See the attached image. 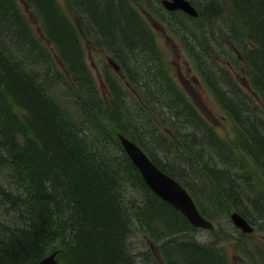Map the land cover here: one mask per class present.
<instances>
[{"label": "trees", "instance_id": "obj_1", "mask_svg": "<svg viewBox=\"0 0 264 264\" xmlns=\"http://www.w3.org/2000/svg\"><path fill=\"white\" fill-rule=\"evenodd\" d=\"M29 1L41 11L47 32L66 65L63 70L55 65L52 52L35 38L14 0H0V197L17 214L5 216L6 220L13 218L12 224L0 222V264H36L55 250L61 255V264H160L153 249L136 255L133 237L142 231L151 239H167L164 251L168 264H229L220 249L180 238L186 231L178 232L191 226L186 218L148 188L114 129L89 118L91 107L101 105L99 90L77 32L58 1ZM70 1L77 9H85L82 12L95 22L94 28L110 44L112 53L125 61L130 78L144 92L146 100L139 102L127 101L126 93L124 97L119 89L116 91L119 110L122 104L125 107V126H116L185 185L181 162L198 165L200 171L194 167V172L203 175L218 196H227V205L242 213L244 205L260 199L255 178H264V0H228L236 19L227 16L222 4L211 1L200 5V18L188 17L192 26L183 27L204 79L236 124L239 145L221 137L170 78L154 33L133 5L134 0ZM214 15L230 28L225 35H232L240 48L236 60L246 65L260 98L245 92L227 66L217 42ZM61 84L76 87L81 93L74 95L76 107L73 103L67 106L59 96ZM88 122L91 124L86 128L93 131L89 136L83 131ZM164 154H171L172 159L165 161ZM245 155L259 164L261 176L245 161ZM128 184L141 191L138 207L127 203L128 193L125 190L124 195L123 190ZM151 255L155 263L150 262Z\"/></svg>", "mask_w": 264, "mask_h": 264}, {"label": "rangeland", "instance_id": "obj_2", "mask_svg": "<svg viewBox=\"0 0 264 264\" xmlns=\"http://www.w3.org/2000/svg\"><path fill=\"white\" fill-rule=\"evenodd\" d=\"M194 1L199 3L202 0ZM210 1L211 0H204L203 4H207ZM216 1L224 6V8L227 10V16L229 18L236 19L234 18L235 15L228 11L226 0ZM59 2L62 4L65 12L68 14L71 20L74 19L76 22L74 17L75 14L68 6L67 0H59ZM16 3L29 21L31 29L34 31V33L40 37L46 43V45L51 47V45L45 39L44 31L40 28L41 23L38 14L32 7H27L23 0H16ZM152 4H154L152 6L155 8L157 0H153ZM140 9L143 12L144 17L148 20L149 24L153 28V32L155 33L156 41L160 50L159 57H161V60L163 61V64L165 65L169 74L181 87L183 92H185L187 97L194 103L201 114H203L204 118L212 124L215 130L225 140L233 145H236V126L234 122L224 110L222 105L218 103L207 84L201 78L182 41L170 27L164 16L170 18L173 21L177 20L178 23L184 22L186 18H184L180 12H176V14L174 13L173 16H170L169 13L163 11L159 16L154 11H152L153 14H150L151 9L149 7L148 10L143 8ZM158 10L161 11L160 9ZM213 17L214 18L212 21L215 22L216 30L219 31V39L217 42L220 43V51L224 53L227 59V64L230 66L231 62L235 61L238 53V50L233 48L235 40L233 39L232 35H225V31H230V28L226 25L225 20L219 19L216 15ZM220 21L222 22L220 23ZM235 26L239 27L236 24ZM239 29L243 31L241 27H239ZM82 34L83 35L81 39L85 59L87 60L94 80L99 87L100 99L102 101L100 106L101 109L99 108L98 114L96 108L92 107L89 113L98 117V120L100 119V121L103 124L105 123L106 126L113 128L117 134L120 127L114 124L113 118L116 117L119 120L117 122L118 125L125 126V107L120 106L119 113L112 114L111 112V110H113V106H111L113 91L110 90V87L105 81L108 71L104 70L105 65L108 63V59L110 58L109 52H107V50L99 44L97 37L93 36L92 34H87L88 38H86L84 33ZM239 64L240 67L238 69H245L243 62H240ZM109 71L112 76L116 78L118 84L122 86V88H119L121 91V96L125 97L126 88V91L130 90V98L132 100L141 102L140 98L136 96L135 92L128 88V85L123 82V80H125V76L123 75L122 71H117L114 66ZM237 78L243 89L253 97L257 98L249 79L245 75V72H239L237 74ZM58 88L60 89L58 92L59 96L66 100L65 104L71 107L70 104L73 103L74 107H76V100L72 97L75 95V93L81 95L77 88H71L66 86V84H61ZM64 88L66 89L64 90ZM124 97H122V102L124 101L125 103ZM126 120L128 121V119ZM90 124L91 123L88 122L86 125H83V131L85 134H88V136L89 134L93 135V131L89 130L90 128H86V126ZM108 136L110 137V135ZM150 147L153 149L151 145ZM114 148L116 149L117 153L120 152L116 144ZM164 157L166 159L165 161L172 159L171 154H164ZM243 158L247 163L254 166L255 172L258 175L260 169L259 166L256 165V162L247 155H245ZM181 166L183 167L181 168L183 178L188 181L189 186L193 189L194 195L198 198V200L202 202L203 205L208 209L211 214V220L216 225L214 230L200 229L193 231L192 234L194 237L197 239H202L204 242H206L205 244H212L213 242L224 246L228 253L231 264H238V260L239 264H242L240 257L244 258L245 264H260L262 261L260 254L264 252V210L260 208L261 204H264V178L263 180L255 178V181L257 182V193H259L260 199H254L253 204L248 203L249 208L244 210L248 213L246 217L251 220L256 227L253 233L245 235L242 234L241 231L236 228V226H234L230 219V215L234 210L232 209L233 207L227 205V196L220 197L212 190L210 182H208V180L203 175L197 172L200 171L198 168H196L198 165L193 164L191 166H187L185 163L181 162ZM194 167L197 169L196 173L194 172ZM125 186L126 187L123 190V193L125 195V190L128 193L129 201L127 203L129 204L131 202L138 207L141 191L129 184ZM252 210L254 211L253 213ZM10 211L11 207H0V218L2 219L4 216H7L8 212L10 213ZM6 223L12 224L14 223V220L12 221V219H9ZM178 233H180V231ZM181 237L192 239L188 234H182ZM147 238L148 237L145 236L143 231L142 234L140 232L137 237L134 236V249L140 251L145 249H148V251L149 249H153L154 251L158 250L154 247V240L151 244ZM211 239L212 241L208 242ZM157 245L160 246L161 244L157 243Z\"/></svg>", "mask_w": 264, "mask_h": 264}, {"label": "water", "instance_id": "obj_3", "mask_svg": "<svg viewBox=\"0 0 264 264\" xmlns=\"http://www.w3.org/2000/svg\"><path fill=\"white\" fill-rule=\"evenodd\" d=\"M164 4L170 9L181 8L187 13L197 15L196 9L187 0H165ZM120 137L126 150L145 177L146 182L157 194L169 201L177 209H180L193 224L197 226H210L198 212L192 198L177 181L155 166L143 150L134 142L123 136ZM234 219L245 230H250L247 222L239 215H234ZM53 262V258L49 257L44 259L41 264H53Z\"/></svg>", "mask_w": 264, "mask_h": 264}, {"label": "bare ground", "instance_id": "obj_4", "mask_svg": "<svg viewBox=\"0 0 264 264\" xmlns=\"http://www.w3.org/2000/svg\"><path fill=\"white\" fill-rule=\"evenodd\" d=\"M153 0H151V2H152ZM227 1V5L229 6L227 9H228V11H230L229 10V8L232 10V7H231V4H230V2L228 1V0H226ZM81 8L84 10H82L84 13L86 12L85 11V9L81 6ZM87 14V13H86ZM91 19V18H90ZM92 21V20H91ZM92 23H93V25L95 24V22H93L92 21ZM96 26V25H95ZM210 30V29H209ZM207 31V30H206ZM108 33V32H107ZM212 34V33H211ZM136 41V40H135ZM255 42V41H254ZM253 43V42H252ZM256 45V44H255ZM200 59V58H199ZM202 60V59H201ZM133 61V60H132ZM135 65V64H134ZM203 66V65H202ZM132 67V66H131ZM133 69V68H132ZM163 76V75H162ZM152 85V84H151ZM156 85V84H155ZM148 91V90H147ZM130 94V93H129ZM126 99V98H125ZM92 104V103H91ZM122 106H123V104H122ZM101 109V108H100ZM120 111V110H119ZM58 113V112H57ZM60 116V115H59ZM68 125V124H67ZM66 125V126H67ZM47 138V137H46ZM63 140V139H62ZM58 143V142H57ZM52 144V143H51ZM27 146V145H26ZM36 146V145H35ZM53 146V145H52ZM37 147H38V145H37ZM41 148V147H40ZM44 148H46V147H44ZM48 148H50V147H48ZM28 149V148H27ZM31 149H32V147H31ZM55 149V148H54ZM42 150V149H41ZM57 150V149H56ZM37 151V150H36ZM45 151V150H44ZM27 152H30V151H27ZM45 152H47V151H45ZM57 152V151H56ZM2 152H0V154H1ZM25 153H26V151H25ZM33 153V152H32ZM38 153V152H37ZM65 153V152H64ZM35 154V153H34ZM33 154V155H34ZM44 154V153H43ZM46 155H47V153H45ZM28 155V154H27ZM36 156V155H35ZM122 157V156H121ZM32 159V158H31ZM30 159V160H31ZM125 159V158H124ZM35 160V159H34ZM36 160H37V158H36ZM68 160V159H67ZM100 160V159H99ZM112 161V160H111ZM26 162V161H25ZM39 162V161H38ZM120 162H122V161H120ZM30 163V162H29ZM30 164H33V163H30ZM40 164H41V162H40ZM83 164V163H82ZM116 164V163H115ZM36 165H37V162H36ZM43 165V164H42ZM42 165L40 166V167H42ZM126 165H128V164H126ZM46 166V165H45ZM80 166V165H79ZM78 166V167H79ZM84 166V165H83ZM97 166H98V164H97ZM105 166H107V165H105ZM115 166V165H114ZM31 167V166H30ZM33 167H34V165H33ZM36 167V166H35ZM38 167V166H37ZM77 167V166H76ZM82 167V166H81ZM90 167V166H89ZM119 167V166H118ZM46 168V167H45ZM47 168H48V165H47ZM46 168V169H47ZM71 168V167H70ZM87 168H88V166H87ZM111 168H113V167H111ZM46 169H44V172H45V170ZM78 169V168H77ZM85 169V168H84ZM136 169V168H135ZM38 170V169H37ZM79 170V169H78ZM86 170V169H85ZM41 171H42V168H41ZM43 172V171H42ZM50 172V171H49ZM54 172V171H53ZM52 172V173H53ZM61 172V171H60ZM71 172V171H70ZM64 173H65V171H64ZM78 173H82V172H78ZM84 173H86V171L84 172ZM88 173V172H87ZM61 174H62V172H61ZM73 174H75L74 172H73ZM72 174V175H73ZM83 174V173H82ZM95 174V173H94ZM50 175V174H49ZM52 175H54V174H52ZM58 175V174H57ZM56 175V176H57ZM65 175V174H64ZM45 176V175H44ZM56 176H55V178H56ZM66 176V175H65ZM82 176V175H81ZM47 177H48V175H47ZM85 177H87V176H85ZM97 177V176H96ZM99 177V176H98ZM45 178V177H44ZM58 178H60V176L58 177ZM62 178H63V176H62ZM73 178V177H72ZM110 178V177H109ZM213 178V177H212ZM0 179H2V177H1V175H0ZM35 179V178H34ZM33 179V180H34ZM36 179H38V178H36ZM50 179H51V177H50ZM47 180V179H46ZM57 180V179H56ZM92 180V179H91ZM104 180V179H103ZM39 181V180H38ZM42 181V180H41ZM85 181H86V179H85ZM87 181H88V179H87ZM90 181V180H89ZM88 181V182H89ZM94 181H96V180H94ZM216 181V180H215ZM219 181V180H218ZM37 182V181H36ZM40 182V181H39ZM43 182V181H42ZM45 182V181H44ZM50 182V181H49ZM55 182V181H54ZM58 182H60V180H58ZM71 182V181H70ZM74 182V181H73ZM76 182V181H75ZM80 182V181H79ZM234 182V181H233ZM33 183H34V181H33ZM41 183V182H40ZM77 183V182H76ZM91 183V182H90ZM37 184V183H36ZM80 184V183H79ZM86 184H87V182H86ZM104 184V183H103ZM38 185V184H37ZM40 185H42V184H40ZM49 185H51V184H49ZM74 185V184H73ZM96 185V184H95ZM230 185V184H229ZM36 186V185H35ZM34 186V187H35ZM78 186V185H77ZM85 186V185H84ZM45 187V186H44ZM55 187V186H54ZM57 187V186H56ZM60 187H61V185H60ZM71 187V186H70ZM90 187V186H89ZM104 187V186H103ZM75 188V187H74ZM80 188V187H79ZM86 188H87V186H86ZM45 189V188H44ZM68 189V188H67ZM108 189V188H107ZM122 189V188H121ZM230 189V188H229ZM232 189V188H231ZM35 190H37L36 189V187H35ZM43 190V189H42ZM49 190V189H48ZM63 190V189H62ZM252 190V189H251ZM26 191V190H25ZM24 191V192H25ZM29 191H31V190H29ZM34 191V190H33ZM41 191V190H40ZM40 191H39V193H40ZM68 191V190H67ZM99 191V190H98ZM254 191H255V189H254ZM257 191V190H256ZM28 192V191H27ZM36 192H38V191H36ZM106 192V191H105ZM18 193V192H17ZM42 193H43V191H42ZM88 193V192H87ZM101 193V192H100ZM234 193V192H233ZM250 193V192H249ZM50 194H52V193H50ZM70 194V193H69ZM82 194V193H81ZM89 194V193H88ZM102 194V193H101ZM19 195V194H18ZM25 195H26V193H25ZM39 195V194H38ZM44 195V194H43ZM105 195V194H104ZM104 195H102V196H104ZM29 196H30V194H29ZM48 196V195H47ZM87 196V195H86ZM89 196V195H88ZM39 197V196H38ZM66 197V196H65ZM64 197V198H65ZM238 197V196H237ZM25 198V197H24ZM37 198V197H36ZM89 198V197H88ZM87 198V199H88ZM99 198V197H98ZM97 198V199H98ZM17 199V198H16ZM40 199V198H39ZM29 200V199H28ZM40 200H42V198L40 199ZM51 200V199H50ZM80 200V199H79ZM101 200V199H100ZM26 201V200H25ZM70 201V200H69ZM82 201H83V199H82ZM106 201V200H105ZM232 201V200H231ZM12 202V201H11ZM13 202H14V200H13ZM29 202V201H28ZM27 202V203H28ZM72 202V201H71ZM83 202H85V201H83ZM90 202H92V200L90 201ZM10 203V202H9ZM55 203V202H54ZM98 203H99V201H98ZM233 203V202H232ZM238 204H239V202H237ZM12 204V203H11ZM16 204V203H15ZM18 205V204H17ZM23 205V204H22ZM25 205V204H24ZM55 205V204H54ZM86 205V204H85ZM84 205V206H85ZM235 205V204H234ZM12 206V205H11ZM29 206V205H28ZM89 206H90V204H89ZM94 206V205H93ZM247 207H245V205H244V208H242V210H243V213H244V215L246 216V215H248V213L246 212V211H244V210H247L248 208H249V206L248 205H246ZM15 207V206H14ZM25 207V206H24ZM82 207V206H81ZM239 207V206H238ZM62 208V207H61ZM80 208V207H79ZM260 208L262 209V210H264V204H261V206H260ZM57 209V208H56ZM76 209V208H75ZM8 210V209H7ZM18 210V209H17ZM67 210V209H66ZM82 210V209H81ZM162 210H164V209H162ZM4 211V210H3ZM28 211V210H27ZM87 211V210H86ZM90 211V210H89ZM64 212V211H63ZM254 211L252 210V213H253ZM9 213V212H8ZM43 213V212H42ZM49 213V212H48ZM165 213V212H164ZM156 214V213H155ZM163 214V213H162ZM43 215V214H42ZM103 215V214H102ZM147 215V214H146ZM164 215V214H163ZM17 217H19V216H17ZM21 217V216H20ZM7 218V217H6ZM65 218H66V216H65ZM68 218V217H67ZM87 218V217H86ZM13 219V218H12ZM39 219V218H38ZM46 219V218H45ZM59 219V218H58ZM96 219V218H95ZM94 219V220H95ZM169 219V218H168ZM60 220V219H59ZM63 220V219H62ZM71 220V219H70ZM90 220V219H89ZM167 220V219H166ZM13 221V220H12ZM21 221V220H20ZM3 222V221H2ZM1 222V223H2ZM4 222H6V221H4ZM3 222V223H4ZM51 222V221H50ZM55 222V221H54ZM59 222V221H58ZM67 222V221H66ZM102 222V221H101ZM158 222V221H157ZM176 222V221H175ZM99 223V222H98ZM162 223H164V221L162 222ZM55 224V223H54ZM95 224V223H94ZM97 224V223H96ZM169 224H170V222H169ZM172 224V223H171ZM25 225V224H24ZM47 225V224H46ZM131 225V224H130ZM129 225V226H130ZM1 226V225H0ZM32 226V225H31ZM55 226V225H54ZM61 226V225H60ZM59 226V227H60ZM66 226V225H65ZM177 226V225H176ZM2 227V226H1ZM21 227V226H20ZM68 227V226H67ZM178 227V226H177ZM182 227V226H181ZM184 227V226H183ZM182 227V228H183ZM186 227V226H185ZM10 228V227H9ZM35 228V227H34ZM46 228V227H45ZM61 228V227H60ZM66 228V227H65ZM69 228V227H68ZM117 229H118V227H116ZM166 228H167V226H166ZM169 228V227H168ZM172 229H173V227H171ZM4 229V228H3ZM36 229V228H35ZM41 229V228H40ZM47 229V228H46ZM50 229V228H49ZM52 229V228H51ZM63 229V228H62ZM71 229V228H70ZM120 229V228H119ZM118 229V230H119ZM121 229H123V226H122V228ZM121 229H120V231H121ZM135 229V228H134ZM177 229H180V228H177ZM7 230V229H6ZM10 230V229H9ZM9 230H8V232H9ZM18 230V229H17ZM67 230V229H66ZM116 230V229H115ZM114 230V231H115ZM127 230V229H126ZM138 230V229H137ZM186 231V233L187 232H190V233H192L193 231H196V229H194L192 226H187L186 228H184V229H182V230H180V232L181 231ZM46 231V230H45ZM58 231V230H57ZM79 231V230H78ZM113 231V232H114ZM138 231H140V230H138ZM177 231V230H176ZM175 231V232H176ZM27 232V231H26ZM36 232V231H35ZM112 232V233H113ZM124 232H125V230H124ZM126 232H129V231H126ZM125 232V233H126ZM131 232V231H130ZM32 233V232H31ZM41 233V232H40ZM116 233L118 234V231H116ZM122 232H120V234H121ZM13 234V233H12ZM142 234V233H141ZM169 234H171V233H169ZM10 235V234H9ZM21 235V234H20ZM122 235V234H121ZM120 235V236H121ZM124 235V234H123ZM127 234H125V236H126ZM72 236V235H71ZM74 236V235H73ZM167 236V235H166ZM57 237V236H56ZM117 237V236H116ZM150 237V236H149ZM68 238H70V237H68ZM73 238V237H72ZM76 238V237H75ZM120 238V237H119ZM134 238V237H133ZM143 238V237H142ZM154 238V237H153ZM53 238H51V240H52ZM58 239V238H57ZM60 239V238H59ZM10 240V239H9ZM13 240V239H12ZM47 240V239H46ZM45 240V241H46ZM50 240V239H49ZM50 240V241H51ZM55 240H56V238H55ZM70 240V239H69ZM68 240V241H69ZM72 240V242H73V239H71ZM115 240V239H114ZM126 240V239H125ZM152 240H154V247H155V249H158V250H156V251H154L155 253H156V258L158 257V259L160 260V264H163V259L165 258V251H164V244H166V242H167V239H163V238H156V239H152ZM44 241V242H45ZM53 241V240H52ZM121 241V240H120ZM56 242V241H55ZM75 242V241H74ZM114 242V241H113ZM124 242V241H123ZM126 242V241H125ZM153 242V241H152ZM152 242H150L151 244H152ZM160 243L161 245L159 246V245H157V243ZM172 242V241H171ZM120 244H121V242H119ZM147 243V242H146ZM45 244H47V242L45 243ZM51 244H52V242H51ZM118 244V243H117ZM127 244V243H126ZM44 245V244H43ZM50 245V244H49ZM49 245H48V247H49ZM122 245V244H121ZM131 245V244H130ZM132 245H133V243H132ZM56 246V245H55ZM110 246V245H109ZM123 246V245H122ZM124 246H126V245H124ZM43 247H45V246H43ZM42 247V248H43ZM54 247V246H53ZM107 247V246H106ZM113 247V246H112ZM118 247H119V245H118ZM47 248V247H46ZM50 248V247H49ZM104 248V247H103ZM136 248V247H135ZM59 249V248H58ZM123 249V248H122ZM133 249H134V247H133ZM44 250V249H43ZM47 250H48V252H51V250L49 251V249L47 248ZM47 250H46V252H47ZM125 250V249H124ZM126 250H128V249H126ZM125 250V251H126ZM132 250V249H131ZM135 250V249H134ZM133 250V251H134ZM151 249H149V251H150ZM53 251V250H52ZM124 251V252H125ZM137 251H139V252H137ZM143 251H148V249H145V250H143ZM135 252L137 253V254H143V253H140V252H142V251H140V250H135ZM41 253V252H40ZM154 253V254H155ZM136 254V255H137ZM123 255V254H122ZM129 255H131V254H129ZM138 255V256H139ZM40 256V255H39ZM59 256H61L60 255V253L58 254V250H55V251H53V252H51V253H49V254H47L46 256H44L42 259H40L38 262H36V264H41V262L44 260V259H46V258H49V257H52L53 258V260H54V262H53V264H61V262H60V260L61 259H59L60 257ZM124 256V255H123ZM122 256V257H123ZM128 256V255H127ZM63 257V256H62ZM141 257V256H140ZM41 258V257H40ZM65 258V257H64ZM85 258V257H84ZM138 258V257H137ZM148 258V257H147ZM150 258H151V261L150 262H154L155 263V261H157L156 259H155V257H153L152 255L150 256ZM63 259V258H62ZM68 259V258H67ZM139 259V258H138ZM162 259V260H161ZM89 260V259H88ZM68 261V260H67ZM69 261H70V259H69ZM84 261H87V260H84ZM90 261V260H89ZM141 261V260H140ZM145 261V260H144ZM27 262V261H26ZM29 262V261H28ZM143 262V261H142ZM146 262H148V261H146ZM33 263V262H32ZM31 263V264H32ZM67 263V262H66ZM70 263H72V262H70ZM70 263H67V264H70ZM80 263V262H79ZM83 263V262H82ZM84 263H86V262H84ZM125 263V262H124ZM26 264V263H25ZM88 264V263H87ZM122 264H123V262H122ZM129 264V263H128ZM153 264V263H152ZM156 264H158V262H156ZM166 264H168V263H166Z\"/></svg>", "mask_w": 264, "mask_h": 264}]
</instances>
